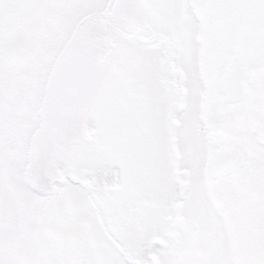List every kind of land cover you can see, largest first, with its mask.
I'll return each instance as SVG.
<instances>
[{"label": "snow or ice", "instance_id": "snow-or-ice-1", "mask_svg": "<svg viewBox=\"0 0 264 264\" xmlns=\"http://www.w3.org/2000/svg\"><path fill=\"white\" fill-rule=\"evenodd\" d=\"M0 264H264V0H0Z\"/></svg>", "mask_w": 264, "mask_h": 264}]
</instances>
